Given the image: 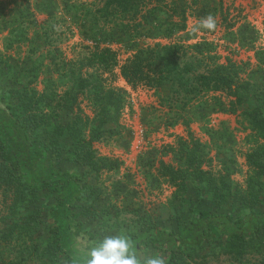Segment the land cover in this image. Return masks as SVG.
<instances>
[{"label":"rangeland","instance_id":"rangeland-1","mask_svg":"<svg viewBox=\"0 0 264 264\" xmlns=\"http://www.w3.org/2000/svg\"><path fill=\"white\" fill-rule=\"evenodd\" d=\"M104 4V0H0V107L16 116L14 91L25 85L30 92L35 88L38 94L30 99L28 115L36 116L37 128L25 124L31 142L44 138L50 123L67 126L81 114L89 117L83 132L92 139L95 159L113 161V168L95 169L76 160L69 137L59 138L62 149L54 153L52 165L60 174L77 177L82 192L76 196L80 189L74 179H54L63 183L60 190L66 198L76 196L71 202L65 198L58 212L66 215L69 211L78 243L85 246L106 235L136 234L149 227L178 235L191 226L193 210L230 214L236 221L252 211H264V175L247 159L263 142L243 112L255 103L253 99L241 107L234 103V96L220 91L194 98L188 95V100L173 94L170 84L158 89L132 87L120 74V66L141 48L156 43H203L205 59L199 70L211 67L210 55L216 54L218 63L236 64L242 80L264 87V0H153L143 10L153 9L146 17L149 20L140 18L142 25L132 23L134 30L128 32L122 26L127 21L100 16ZM184 7L186 29L180 30L179 13ZM209 14L215 17L216 28L197 29L201 18ZM107 34L108 40L97 46L95 37ZM103 50L110 56L106 62L94 56ZM83 64L84 71L103 75L106 88H119L126 95L118 123L99 126L98 91L79 94L73 110L58 105V101L65 103V92L73 88L71 73L79 72ZM212 96H218L221 104ZM11 127L3 118L0 134ZM21 132L15 129L11 133L7 156L27 162ZM191 150L197 157L190 163ZM197 161H202V169L213 176L215 185L189 177L183 191L161 172L162 162L191 172ZM24 172L26 179L33 180L49 175L33 163L25 166ZM59 187H39L36 199L28 201L31 209L41 210L33 239L20 230L9 238L8 227L19 216H10L16 186L0 189V264L39 263L25 250L34 243L44 247L51 240L56 224L51 210L62 200ZM248 240L250 243L241 245L219 226L201 249L183 246L181 250L190 253L189 264H264L263 230ZM142 250L143 257L158 254L168 263L169 251L151 245ZM57 255L59 264H67L63 253Z\"/></svg>","mask_w":264,"mask_h":264},{"label":"trees","instance_id":"trees-1","mask_svg":"<svg viewBox=\"0 0 264 264\" xmlns=\"http://www.w3.org/2000/svg\"><path fill=\"white\" fill-rule=\"evenodd\" d=\"M104 1V6L99 10L101 11L100 16L107 18V20L127 21V23H122L125 32L130 29L134 30L132 29V23H136L135 27L142 25L139 19L147 21L149 20V18H146L147 15L153 13V9L143 11L146 9L147 4L153 0ZM185 12L184 7L179 13L182 23L177 26L180 30L186 29ZM108 36L107 34L106 37H102V35L95 37L96 45L99 46L102 42L107 41ZM204 48L205 44L203 43L188 46L156 43L154 46L137 50L131 57L126 59L120 66V74L132 87L141 85L158 89L162 85L170 84L171 92L178 98L188 99V95H192V98H194L201 95L205 96L210 92L226 91L230 96L236 98L234 103L241 107L250 103V99H253L255 103L250 104L243 112L247 116L251 128L263 139V142H259L258 147L247 155V159L249 165L258 174L264 175V87L253 81L242 80L237 65L231 61L218 63L220 56L216 54L210 55L213 63L211 67L203 71L199 70L198 68L205 59ZM191 49L196 52L190 53ZM106 51L108 50L95 53L94 56L101 62H106L110 59ZM84 68L85 64L81 65L79 72L73 71L71 73L70 78L73 82V88L65 92V103L58 101V105L73 110L77 104L79 94L87 95L92 91H98L99 98L97 102L101 107L97 115V120L100 121L99 126L112 122L118 123L119 115L126 102V95L119 88H106L104 85L105 79L100 72L84 71ZM31 92L27 85L22 90L16 89L14 91V96L18 99V113L16 112V116H12L5 108L0 107V121L6 118L12 125L11 130H4L3 134H0V189L4 187V189H8L12 185L16 186L10 216L19 214L14 223L8 227L9 238L14 236L16 230H20V233L24 231L25 236L30 239L34 238L37 226L40 223L41 210L31 209L28 201L36 199V192L39 187L60 184L59 196L62 200L51 210L52 218L56 222L52 228L51 240L49 239L44 247L37 246L34 243L31 248H28L30 251H25L28 252L30 257L33 258L34 256L39 261L38 264H48L49 261H51V264H59L57 253L64 254L67 264H78L77 250H83L88 245L84 246L78 243L77 232L72 229L68 220L69 211L66 212V215L63 212H58L67 194L63 192V189L60 190L64 186L63 183L54 179H59L58 176H64L65 179H74L79 185L78 189H80L76 196L80 195L82 187L78 183L77 177L72 178L66 174H60L55 171L52 165L54 153L59 154L62 149L59 138L62 136L69 137L72 141V153L76 160L91 165L95 169L101 167L113 168V161L104 157L95 159L92 139H87L83 132L84 125H87L89 117L81 114H77L74 121L68 123L67 126L60 123H50V127L47 126L44 129L42 134L44 138L40 136L41 140L31 142L25 132V124L30 126L35 124L37 128L36 116L28 115V112L32 106L30 99L38 94L35 88ZM212 98L216 100V103L222 102L218 96H212ZM15 129L21 130V133L24 134L29 162L7 156L8 144L12 143L11 133ZM194 144L200 145L199 142H194ZM29 149L35 153L33 154ZM188 155L190 163L197 157L194 150L189 151ZM31 163L39 171H48V177L46 179L42 177L34 180L26 179L24 167L29 166ZM201 163L202 161H197L192 171L188 172L162 162L161 172L183 191L187 189L186 179L189 177L207 180L210 185H215L213 176L202 169ZM178 180L180 181L178 182ZM249 185L252 186V179H249ZM76 196L67 198L71 202ZM192 214L191 226L183 228L178 235L154 227H149L136 234H128L135 242L134 250L136 254L142 258L144 256L142 247L151 245L154 249L170 252L167 264H189L190 253L182 252L181 248L184 246L193 247L195 250L201 249L203 241L212 238L219 226H222L224 232L228 236L237 239L241 245L250 243L248 239L254 237L260 229L264 232V211H252L238 221L230 214L218 213L212 215L203 210H193ZM20 233L16 234L17 237H23Z\"/></svg>","mask_w":264,"mask_h":264},{"label":"clouds","instance_id":"clouds-1","mask_svg":"<svg viewBox=\"0 0 264 264\" xmlns=\"http://www.w3.org/2000/svg\"><path fill=\"white\" fill-rule=\"evenodd\" d=\"M216 19L209 14L201 18L197 29L213 30ZM134 240L126 234L106 235L77 250L78 264H166L164 257L153 254L141 258L136 254Z\"/></svg>","mask_w":264,"mask_h":264}]
</instances>
